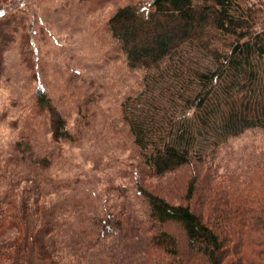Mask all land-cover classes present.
Wrapping results in <instances>:
<instances>
[{
	"label": "rangeland",
	"instance_id": "rangeland-1",
	"mask_svg": "<svg viewBox=\"0 0 264 264\" xmlns=\"http://www.w3.org/2000/svg\"><path fill=\"white\" fill-rule=\"evenodd\" d=\"M128 3L148 0H0V264H12L14 247L32 232L50 247L41 246L36 264H110L109 249L120 262L126 249L118 241L133 242L116 225L144 219L141 185L184 202L191 167L152 175L124 121L123 102L143 89L146 73L127 66L108 29L110 16ZM39 92L50 109L39 105ZM56 112L70 137L55 136ZM25 139L32 150L23 158ZM43 157L51 163L40 166ZM214 163L213 171L249 191L256 164L264 171V130L231 138ZM193 205L210 213L202 200ZM104 219L116 232L100 237L101 251L76 258L92 229H105ZM142 256L148 254L135 253L132 264Z\"/></svg>",
	"mask_w": 264,
	"mask_h": 264
},
{
	"label": "trees",
	"instance_id": "trees-1",
	"mask_svg": "<svg viewBox=\"0 0 264 264\" xmlns=\"http://www.w3.org/2000/svg\"><path fill=\"white\" fill-rule=\"evenodd\" d=\"M108 29L127 66L146 69L143 89L123 102L124 121L145 165L157 177L184 166L193 173L183 203L139 187L144 219H135V225L118 221L121 238L133 243L118 241L126 249L120 262L109 249L110 264H132L140 251L148 256L137 264H264L262 165L256 164L245 186L249 191L237 178L213 171L220 147L231 138L247 129L264 130V0L128 3L110 16ZM38 97L42 108H51L45 95L39 92ZM54 115L55 136L70 137L59 112ZM19 145L26 158L32 150L28 140ZM50 163L48 157L39 160L40 166ZM195 198L209 214L194 208ZM104 223L102 232L92 229L94 237L76 258H85L100 248V237L116 232ZM32 233L30 241L24 236L14 247L12 264H36L41 246H48Z\"/></svg>",
	"mask_w": 264,
	"mask_h": 264
}]
</instances>
